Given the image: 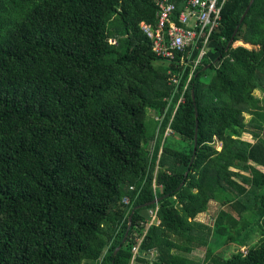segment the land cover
I'll return each instance as SVG.
<instances>
[{
  "label": "trees",
  "instance_id": "16d2710c",
  "mask_svg": "<svg viewBox=\"0 0 264 264\" xmlns=\"http://www.w3.org/2000/svg\"><path fill=\"white\" fill-rule=\"evenodd\" d=\"M249 2L226 1L191 74L142 28L156 0H0V264H264V0L240 21Z\"/></svg>",
  "mask_w": 264,
  "mask_h": 264
},
{
  "label": "built area",
  "instance_id": "2783aa9c",
  "mask_svg": "<svg viewBox=\"0 0 264 264\" xmlns=\"http://www.w3.org/2000/svg\"><path fill=\"white\" fill-rule=\"evenodd\" d=\"M226 1L182 0L177 4L171 0H156V25L141 23L152 42L155 55L168 63L192 65V74L209 51L211 36L221 25ZM195 51L197 54L193 59L191 56ZM165 134H168V129ZM123 200L126 202L127 198ZM149 213L150 223L157 222L156 210H150ZM132 252L133 259L138 252V245L132 248ZM149 255L155 257L157 253L150 251Z\"/></svg>",
  "mask_w": 264,
  "mask_h": 264
},
{
  "label": "rangeland",
  "instance_id": "374dc122",
  "mask_svg": "<svg viewBox=\"0 0 264 264\" xmlns=\"http://www.w3.org/2000/svg\"><path fill=\"white\" fill-rule=\"evenodd\" d=\"M157 63H160V62H157ZM214 70L213 69H209L206 71V75L202 78L204 80H207L211 77V75L213 74ZM255 94L259 95L260 97L261 96H264V94L259 91V90H255ZM148 115H152V113H148ZM150 124H151V120L147 119V123L146 125L148 126V131H150ZM242 139L244 140H247L249 142H252V139H249L248 137H241ZM220 208V204L215 202V201H212L210 203V207L209 209H207L206 212H204L203 214H201L198 218L203 220V221H207V222H211L212 223V216L215 215L217 213V211L219 210ZM240 250H244L243 248H240L236 245H231L229 246L227 249L224 248L223 250H219L218 254H220L221 256H224V257H229L231 256L232 254L240 251ZM191 255L193 257H196V258H199V259H202L204 257V248H203V245L202 244H198V243H195L193 244V251L191 253Z\"/></svg>",
  "mask_w": 264,
  "mask_h": 264
},
{
  "label": "water",
  "instance_id": "95a60500",
  "mask_svg": "<svg viewBox=\"0 0 264 264\" xmlns=\"http://www.w3.org/2000/svg\"><path fill=\"white\" fill-rule=\"evenodd\" d=\"M252 2H253V0H250L249 5L247 6L246 10L244 11L243 15H242L241 18H240V21L243 19V17H244L245 14L247 13V10H248V8L250 7V5L252 4ZM237 28H238V25L236 26V28H235V30H234V32H233V34H232L231 41L229 42V44H228V48H227V49H229V46H230L231 43H232V39H233L234 34L236 33ZM191 97H192V99L194 100V94H193V92L191 93ZM196 116H197V112H196V108H195V117H196ZM197 123H198V121H197V119H195V128H194V149H193V153L195 152V149H196V139H197L196 137H197V128H198V127H197ZM192 159H193V156L191 157V161H192ZM186 174H187V172L185 173V175H186ZM182 183H183V182H181V183L179 184L178 188L182 185ZM160 198H161V197L156 198V199H153V200L149 201L148 203L143 204V206H145V205H147V204L155 203V202L158 201V199H160ZM141 206H142V205H137V206H135V207L132 209V212L134 211V209H136V208H138V207H141ZM132 212H131V214H130L129 217H128L127 230H128V228H129V226H130V221H131ZM126 234H127V232H126ZM126 234H125L124 239L122 240V242L125 241ZM119 248H120V246H118V247L115 249L114 253H116V252L119 250Z\"/></svg>",
  "mask_w": 264,
  "mask_h": 264
}]
</instances>
